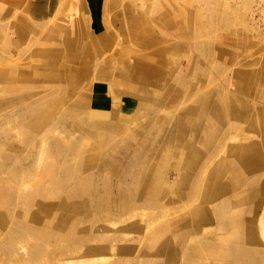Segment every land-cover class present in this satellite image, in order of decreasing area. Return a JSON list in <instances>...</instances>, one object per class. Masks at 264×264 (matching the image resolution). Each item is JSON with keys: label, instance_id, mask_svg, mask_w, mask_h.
Listing matches in <instances>:
<instances>
[{"label": "rangeland", "instance_id": "obj_1", "mask_svg": "<svg viewBox=\"0 0 264 264\" xmlns=\"http://www.w3.org/2000/svg\"><path fill=\"white\" fill-rule=\"evenodd\" d=\"M86 263L264 264V0H0V264Z\"/></svg>", "mask_w": 264, "mask_h": 264}, {"label": "crops", "instance_id": "obj_2", "mask_svg": "<svg viewBox=\"0 0 264 264\" xmlns=\"http://www.w3.org/2000/svg\"><path fill=\"white\" fill-rule=\"evenodd\" d=\"M23 2H26V0H10V5H22Z\"/></svg>", "mask_w": 264, "mask_h": 264}, {"label": "bare ground", "instance_id": "obj_3", "mask_svg": "<svg viewBox=\"0 0 264 264\" xmlns=\"http://www.w3.org/2000/svg\"><path fill=\"white\" fill-rule=\"evenodd\" d=\"M93 260V259H92ZM92 263V262H91ZM86 264H89V263H86Z\"/></svg>", "mask_w": 264, "mask_h": 264}]
</instances>
